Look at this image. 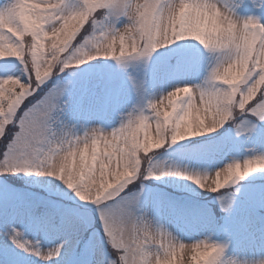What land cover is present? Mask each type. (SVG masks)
<instances>
[{
	"label": "snow or ice",
	"instance_id": "obj_1",
	"mask_svg": "<svg viewBox=\"0 0 264 264\" xmlns=\"http://www.w3.org/2000/svg\"><path fill=\"white\" fill-rule=\"evenodd\" d=\"M241 5L264 13V0ZM180 42L209 53L207 77L152 95L162 80L190 71V53L172 48ZM162 49L177 63L158 57L144 78L129 77L134 99L110 129L71 122L64 89L49 84L91 61L147 63ZM0 61V264H25L24 257L40 264H174L186 245L165 217L181 209L146 194L145 181L176 177L217 194L264 173L257 167L264 155L203 174L155 162L166 146L200 137L208 140L194 146L198 160L224 152L234 136L264 140V23L255 15L242 18L219 0H80L76 8L66 0H5ZM234 63L245 66L235 85L224 82ZM81 89L102 98L106 110L115 103L103 77ZM25 178L44 191L9 187ZM36 236L54 243L42 246ZM191 242L193 264H221L223 247Z\"/></svg>",
	"mask_w": 264,
	"mask_h": 264
},
{
	"label": "rangeland",
	"instance_id": "obj_2",
	"mask_svg": "<svg viewBox=\"0 0 264 264\" xmlns=\"http://www.w3.org/2000/svg\"><path fill=\"white\" fill-rule=\"evenodd\" d=\"M246 2L251 3V0ZM257 2L259 3L260 0ZM66 3L69 7L76 8L80 0H66ZM219 3L233 7L237 15L242 18L246 15H255L261 23H264V13L259 10L253 12L251 9H243L241 0H219ZM4 4L5 0H0V5ZM178 47L190 53V71L183 78L172 76L162 80L152 89V95H160L182 83L200 84L207 77L210 70L209 53L197 42H180L179 46H172L173 49ZM168 56L171 57L170 63H177L176 57L169 49L154 53L147 63L142 60H130L127 66H121L112 60H95L66 71L60 78H54L51 82L59 81L56 87L64 89L71 122L86 127L99 126L110 129L118 126L119 115L127 110L130 106L129 102L134 99L129 77L137 80L144 78L158 57ZM3 63L0 61V64ZM101 77L110 82L115 98V103L107 110L102 98L85 95L81 89L83 83ZM149 131L154 134V125L150 126ZM207 140L208 137H200L172 147L166 146L155 154V162L165 168L174 167L203 174L214 172L216 167L223 166L233 159L241 160L242 164L245 158L264 155V140L249 139L246 135H240L234 136L224 152L206 160L194 159L192 157L194 146H203ZM27 179L20 181L19 184L10 182L9 187L22 193L44 191L38 185L26 183ZM161 181L171 187L176 186V193L182 195H174L175 191L169 190L167 185H162V189H158L160 185L155 184L152 185L153 188L145 187L146 194L166 196L175 201L181 209L179 213L165 217L168 230L186 245L183 252L177 248L176 256L173 258L174 264H193L191 257L194 253L190 250L191 241L204 240L224 248L221 264H228L230 261H237L238 264H260L264 261V173L253 174L217 194L202 192L195 184L176 177H164ZM61 187L64 188L62 184ZM64 191L69 190L64 188ZM73 199L76 204L80 203L74 197ZM229 205L231 206L228 207ZM223 207H228V211H224ZM218 215L224 216L221 224L217 221ZM27 235L29 239L33 238L31 234ZM35 238L40 240L42 246H52L54 243L40 236ZM24 261L25 264H40L35 258L24 257Z\"/></svg>",
	"mask_w": 264,
	"mask_h": 264
},
{
	"label": "clouds",
	"instance_id": "obj_3",
	"mask_svg": "<svg viewBox=\"0 0 264 264\" xmlns=\"http://www.w3.org/2000/svg\"><path fill=\"white\" fill-rule=\"evenodd\" d=\"M244 70H245L244 65L234 63V65L230 66L228 70L229 79H226L224 82L225 83L230 82L233 85L239 83L243 78ZM257 167L264 168V163L258 164ZM208 255H211V253L206 252L204 254L205 257H207Z\"/></svg>",
	"mask_w": 264,
	"mask_h": 264
},
{
	"label": "trees",
	"instance_id": "obj_4",
	"mask_svg": "<svg viewBox=\"0 0 264 264\" xmlns=\"http://www.w3.org/2000/svg\"><path fill=\"white\" fill-rule=\"evenodd\" d=\"M156 182L159 183V184H162V185H167V186H169L168 189H172V192L175 191V189H176V186H172V187H171L168 183H164V182H162L161 180H159V181L156 180ZM173 193H176V191L173 192ZM177 193H179V192H177Z\"/></svg>",
	"mask_w": 264,
	"mask_h": 264
}]
</instances>
